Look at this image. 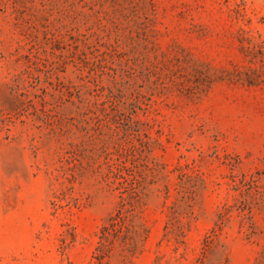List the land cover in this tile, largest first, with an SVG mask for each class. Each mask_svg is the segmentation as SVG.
Returning a JSON list of instances; mask_svg holds the SVG:
<instances>
[{
    "label": "rangeland",
    "instance_id": "obj_1",
    "mask_svg": "<svg viewBox=\"0 0 264 264\" xmlns=\"http://www.w3.org/2000/svg\"><path fill=\"white\" fill-rule=\"evenodd\" d=\"M0 264H264V0H0Z\"/></svg>",
    "mask_w": 264,
    "mask_h": 264
}]
</instances>
